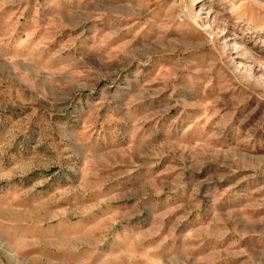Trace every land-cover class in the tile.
I'll return each mask as SVG.
<instances>
[{
  "label": "rangeland",
  "instance_id": "obj_1",
  "mask_svg": "<svg viewBox=\"0 0 264 264\" xmlns=\"http://www.w3.org/2000/svg\"><path fill=\"white\" fill-rule=\"evenodd\" d=\"M0 264H264V0H0Z\"/></svg>",
  "mask_w": 264,
  "mask_h": 264
}]
</instances>
